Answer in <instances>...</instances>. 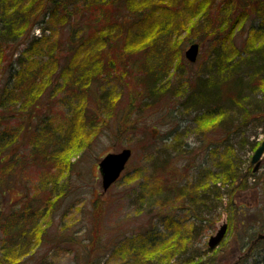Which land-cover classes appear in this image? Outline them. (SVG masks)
Segmentation results:
<instances>
[{
    "label": "rangeland",
    "instance_id": "374dc122",
    "mask_svg": "<svg viewBox=\"0 0 264 264\" xmlns=\"http://www.w3.org/2000/svg\"><path fill=\"white\" fill-rule=\"evenodd\" d=\"M12 1L22 14L8 24L20 38L0 54L1 261L127 264L138 253L139 264H264V239L248 251L264 234V156L256 173L250 164L264 86L245 62L264 50V0H57L65 10L52 18L51 0ZM157 3L170 9L132 47L122 21ZM38 67L45 88L32 97L18 72ZM228 75L244 87L202 103L203 82ZM123 148L129 162L103 191L99 160Z\"/></svg>",
    "mask_w": 264,
    "mask_h": 264
},
{
    "label": "trees",
    "instance_id": "16d2710c",
    "mask_svg": "<svg viewBox=\"0 0 264 264\" xmlns=\"http://www.w3.org/2000/svg\"><path fill=\"white\" fill-rule=\"evenodd\" d=\"M51 1H52V5L51 6L49 4L47 6H45L46 9H44V15L46 16V14L49 13V16L52 18L53 16L57 15V13H58L57 11L59 9H63V11H64L65 7H64L63 3L61 5L60 2L57 1V0L56 1L55 0H51ZM144 1H147V0H136V4H141V6H143ZM13 2H15V1H12V0H0V54L2 52H4V51H5V53L8 52V50L2 51L1 46L9 44L7 42L9 40H12L14 42L15 39H19L20 36H21L20 34L16 33L13 30V28H11L10 25H8L10 23V21H13L14 19L17 18V14L19 16L22 14L19 11L20 10L19 4H17V3L15 4ZM98 2L99 1H97V3ZM95 3H96V1H95ZM13 4L15 5V7H13ZM160 4H162V3H157V7L161 8V9L155 10L153 13H150L148 15H146V13H142L140 11L135 12V10H133V13H132V15L130 17H128V15H127V17L124 18L126 21L124 20L122 22H125V23L126 22H130L131 23V28L130 27L126 28L128 30V32L123 37L125 42L132 43L131 46L133 47V45L136 46V43H139L142 40H145L147 38V35H144L145 30L143 32V30H140V27L146 25L147 23H150V29H153L154 26L152 24H155L157 22V20H156V18H152V15H154L158 11H160V12L163 11L164 12L165 10H169L170 9V8L168 9L167 6L162 8L160 6H162L164 4H162V5H160ZM94 5H96V4H94ZM99 5L100 4H98V6ZM120 26H122V24ZM136 27L139 28V29L137 30ZM82 28H87V27H81V29ZM134 29L136 30V32L134 31ZM144 29L149 30L147 27H144ZM132 32L134 33V35H131ZM139 33H140V35H139ZM86 38H87V35L86 34H82V32H81L80 40L78 42L80 43V42L83 41V39H86ZM154 38H155V36H154ZM86 41H87L88 45L91 43V41L89 39L86 40ZM90 45L93 46V43H91ZM146 47H148V46L145 44L144 46H141V49H145ZM73 48L74 49H78V48L81 49L82 46H81V44H78L77 46L74 45ZM80 49L76 50V51L74 50L72 52V54L74 55L73 59H75V54L78 56V53L80 52ZM245 50L246 49H244V51ZM132 53H130V54H132ZM239 53H243V51H241ZM239 53L237 54L238 57H240ZM259 53H261V55ZM91 57L95 58L96 56L94 54H91ZM245 62L250 63L251 64V68H253V71H252V74H253L252 75V79L253 80L252 81L254 82V80H255L256 82H258V84H260V87L262 88L264 86V50H262V49L261 50L260 49L259 50H254V52L250 53V57ZM22 63H24V62H22L20 60L18 61V65L19 66ZM239 63H237L235 65V68H239L238 67ZM52 64H54V63L52 61L48 60L47 65L50 66ZM65 64H67L66 67H68L69 63H65ZM43 69H44L43 67H41V68L38 67L37 70L34 69V74H33V71H32L31 68H27L26 71H21V72L19 71L18 72L19 75L22 74V72L25 73V78H28L26 89L29 90L28 93L32 97H35L36 93L38 92V88H42V87L45 88V86L43 85V81H39V80L36 81L37 79L35 78V77H37L36 75L38 73L41 76L42 72H46V71H43ZM68 70H71V67H69ZM151 70L152 69H150V70L147 69V70H144V71H145V73H148L149 76H152L154 73H151L152 72ZM219 81L220 82H215L214 81L211 86L210 85L204 86V82H203V85H201V87H202L203 90H205V92H204V94L202 93L203 96L201 95L202 103H205V104L209 103L213 99V97L218 95L219 92L223 93V91H222L223 89H224V91L226 92V95H227V92L231 90L232 86L234 87L236 85L237 88H238L237 90H239L240 88L244 87V86L241 87V84L243 82H242V80H240L239 76L238 77H234V79L232 80V78L229 77V75H228V77L226 78V81L225 80L223 81V79H220ZM89 82L92 85L93 82L91 80L87 79L86 83L88 84ZM225 84H226V86H225ZM220 86L223 88L222 90L220 89ZM263 89H264V87H263ZM22 90H24V89H22ZM92 93H93V96H94V91ZM92 93H89V95H91ZM238 99H240L239 96H237L236 100H238ZM237 102H240L242 104L241 101H237ZM77 123H78L77 121H74V128H76ZM70 134H72V133H70ZM75 134H76V131H75V133H73L70 136V140L71 141L75 137ZM54 155H55V153L53 154V157H54ZM55 157H57V153H56ZM0 163H2V162H0ZM233 171H235V170L231 169V171L229 173V177H227V180H231L233 178H237L238 177L237 176L238 172L237 171L233 172ZM143 241H147V243L153 242L152 239H150V238L144 239ZM132 253H133V251H132ZM140 260H142V259L139 258L138 253H135L134 256L132 257V262L127 263V264H139ZM4 262H2L1 259H0V264H10V263H12V262H9V260H7V259H5Z\"/></svg>",
    "mask_w": 264,
    "mask_h": 264
},
{
    "label": "water",
    "instance_id": "95a60500",
    "mask_svg": "<svg viewBox=\"0 0 264 264\" xmlns=\"http://www.w3.org/2000/svg\"><path fill=\"white\" fill-rule=\"evenodd\" d=\"M199 53V45L197 43H192L189 45L185 52V58L188 61L195 62L197 55ZM264 151V141H262L259 147L253 153L251 158V163L254 164L253 171L258 169L259 159ZM132 151L128 149H122L117 153H107L106 156L101 158L98 163V170L101 175V186L102 190L106 191L108 188L119 178L123 169L125 168L128 160L131 156ZM227 229V224H222L215 235L210 236L208 239V247L214 248L219 245V242L225 236Z\"/></svg>",
    "mask_w": 264,
    "mask_h": 264
},
{
    "label": "flooded vegetation",
    "instance_id": "af4514ba",
    "mask_svg": "<svg viewBox=\"0 0 264 264\" xmlns=\"http://www.w3.org/2000/svg\"><path fill=\"white\" fill-rule=\"evenodd\" d=\"M263 134H264V132H263ZM262 141H264V138H262L261 140H259V142H258V146L260 145V143L262 142ZM257 146V147H258ZM256 147V148H257ZM256 148H255V150H256ZM254 150V151H255ZM253 151V152H254ZM263 156H264V152H263V154H262V157H261V159L259 160V167H258V169L254 172L253 171V168L255 167L252 163H251V160H250V164H251V166L253 167L252 168V173H256L257 171H259L260 170V168H261V165H262V160H263ZM264 239V234L262 235V234H259V235H257L256 236V238H255V240H252V244L250 245V248L248 249V251L250 252L252 249H254V247L259 243L258 241H260V240H263Z\"/></svg>",
    "mask_w": 264,
    "mask_h": 264
}]
</instances>
